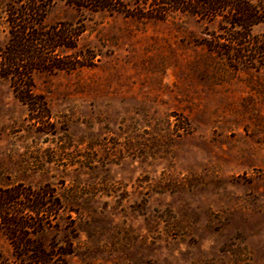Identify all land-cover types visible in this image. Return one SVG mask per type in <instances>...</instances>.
<instances>
[{"label": "rangeland", "instance_id": "374dc122", "mask_svg": "<svg viewBox=\"0 0 264 264\" xmlns=\"http://www.w3.org/2000/svg\"><path fill=\"white\" fill-rule=\"evenodd\" d=\"M57 21L82 23L85 58L33 73L47 112L30 113L0 76V188L60 201L29 237L70 251L64 264H264V51L226 55L222 15L140 19L51 0L45 22ZM251 34L264 41V21ZM19 263L0 226V264Z\"/></svg>", "mask_w": 264, "mask_h": 264}, {"label": "trees", "instance_id": "16d2710c", "mask_svg": "<svg viewBox=\"0 0 264 264\" xmlns=\"http://www.w3.org/2000/svg\"><path fill=\"white\" fill-rule=\"evenodd\" d=\"M77 11H106L134 18L163 19L176 12L204 18L226 16L223 39L226 55L244 60L253 46L264 51V41L251 34V27L264 21V9L249 0H64ZM51 0H9L4 8L7 39L0 46V76L9 80L14 95L30 113L47 112L46 103L33 92L32 75L36 71L72 70L83 65L84 56L77 47L83 31L77 21H57L46 24V12ZM62 49L72 54H62ZM43 191V190H42ZM47 194V195H44ZM37 191L22 184L0 188V226L7 236L16 259L23 264H64L70 251L52 252L29 237L43 229L46 218L55 219L60 209L53 190ZM27 260H24V257ZM21 264V263H19Z\"/></svg>", "mask_w": 264, "mask_h": 264}]
</instances>
